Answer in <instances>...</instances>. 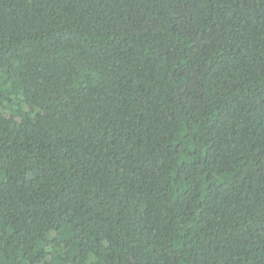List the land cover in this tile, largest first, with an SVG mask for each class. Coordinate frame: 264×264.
I'll use <instances>...</instances> for the list:
<instances>
[{"label": "trees", "instance_id": "1", "mask_svg": "<svg viewBox=\"0 0 264 264\" xmlns=\"http://www.w3.org/2000/svg\"><path fill=\"white\" fill-rule=\"evenodd\" d=\"M0 264H264V0H0Z\"/></svg>", "mask_w": 264, "mask_h": 264}]
</instances>
